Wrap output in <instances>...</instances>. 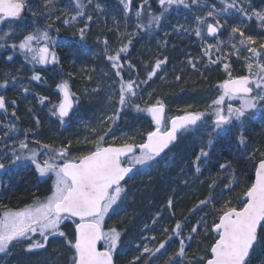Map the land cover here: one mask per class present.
Returning a JSON list of instances; mask_svg holds the SVG:
<instances>
[{
    "label": "trees",
    "instance_id": "trees-1",
    "mask_svg": "<svg viewBox=\"0 0 264 264\" xmlns=\"http://www.w3.org/2000/svg\"><path fill=\"white\" fill-rule=\"evenodd\" d=\"M197 1H204L216 7L221 3V0ZM63 2H67L68 7H65L66 5L60 7L58 5L61 3L60 0H52L51 4L47 5H44L46 4L45 0L28 1L31 8L32 6L39 7L38 16L34 20L38 22L40 31L47 30L49 37L52 38L48 41L49 47L55 51L58 58L56 62L50 63L53 67L49 66V63L46 64L51 72L44 71V75L52 86L57 87L59 74L62 73L69 77V81L75 78H87L90 82L95 73L107 64L112 66L113 74H116L117 69L113 67L108 56L116 54L112 50L122 40H125L126 28L132 31L131 27H134L132 34L127 38V51L120 53L119 63L123 67L120 69L118 78L120 81L121 78L125 81L134 80L137 85L135 88L136 96L131 99V109L128 116L125 117L126 119L118 115L116 128L124 125V129L128 131L126 136H130L127 139L131 143L139 145L143 142L141 135L144 132V119L139 118L142 112L136 111L133 106L139 104L142 108L144 107L141 97H143L142 94L145 90L140 84L141 79L136 73V68L140 58L148 62V59L155 60V56L158 54L159 60L164 61L160 68L164 66L168 73L166 79L156 85L157 88L152 93L151 99L162 101L168 109L175 108L177 113H184L185 110L206 112L203 101L206 99L207 91L210 88H219L222 81L220 76L222 66L220 65L224 54L218 40H215L216 37H209L204 31H202L201 36H197L196 30H188L182 23L177 25L181 21L185 22L184 17L189 16L190 18L191 14L186 10L187 7L183 4L169 6L161 16L158 25L154 22L149 25V13L155 15L161 13L159 0H146V2L145 0H91L95 7L87 18L91 17L97 20V17H103L102 26L96 28L94 20H89L78 23L75 28H72L74 25L65 10L72 8L71 12H76L75 0H62ZM80 3L82 4L81 0ZM125 3L130 5L128 9H125ZM131 10L135 12L133 19L130 16ZM137 11L141 12L140 18L136 15ZM83 12L85 13L87 10H83ZM65 19H68L69 23L66 24ZM20 22L13 23L16 25ZM208 23H215V21ZM138 24L141 26L137 27ZM81 29H84L83 39L80 37ZM161 33L165 35L163 40H166L163 44L164 49L160 45L164 35L158 39ZM147 35H149L148 39L146 38ZM145 39H147V44L144 42L143 50L135 54L136 46ZM34 44L36 41H33ZM95 45L98 46L101 56H106V60L97 58L95 63L86 60L88 58L86 50ZM208 45H213L210 56L205 55V49ZM217 47L219 48L218 51ZM145 50H152L154 54ZM18 52L21 53V51ZM19 53H13L15 56L4 63L5 67L12 69L17 62L16 57L22 54L21 58L24 57V53L21 55ZM70 60L73 63L68 64ZM190 60L192 63L189 62ZM210 61H216V63ZM36 83L39 85L38 92L33 99L25 96L20 100L15 96L13 98L15 115L10 118L9 115L3 114V121L8 124V133L10 130H14L16 124L20 126L23 116L22 110L29 109L30 106L27 104L37 102L36 111L43 113L40 107L42 102L40 98L51 89L47 88L48 84L46 87H42L38 80H34V84ZM70 84L68 83V85ZM41 89L46 91L43 92ZM2 112L0 111L1 114ZM205 120L209 121L207 117ZM129 125H140L142 130L138 132L139 134H135L134 128L129 127ZM71 126L67 125L59 132L58 136L61 141L69 139ZM255 129L258 132L248 131L247 128L242 134H236L231 129L224 130L219 134L211 135V145L208 144L209 134L205 135L198 132L189 136H178L174 146L167 149L163 155L156 157L154 162H149L147 165L135 169L130 178L121 185L124 192L121 194V199L115 204L116 208L109 218L111 223L112 221L115 222V228L119 232L121 230L124 232L121 234L119 244L122 247L121 254L126 256L124 258L115 256L114 263L196 264L195 254L199 252L204 256L199 263L204 264V261L209 257V249L217 236L213 225L218 222V217L222 214L226 202H228V207H243L244 193L253 182L255 165L264 158L262 155L264 154V132L260 128ZM22 130L24 129L21 128L20 132H13V134L23 136ZM46 130L44 133L47 136L48 131ZM241 136L251 149L249 154L244 151ZM104 137L105 144H117L121 141L118 134L117 136L116 134L109 136L108 133ZM73 143L70 147L72 153H74L73 148L84 146L78 138ZM86 146L89 148L83 150V153H77V156L91 150V145ZM201 148L207 151L209 155L202 158L200 171L197 172L192 161ZM221 164H224L225 167L221 168ZM230 181L234 182L230 183ZM28 185L26 186L28 187ZM226 185L228 187H225ZM14 191L16 192L10 193L9 199L19 193H25V189L19 187ZM9 199L7 200L9 203L8 210L20 207L21 204H12ZM169 200L172 201L170 207ZM200 201L207 202L200 204ZM157 213L160 215L157 216ZM178 221L182 225L179 236L172 234V230ZM67 226L66 223L60 231L67 230ZM194 226L198 229L196 232H192ZM53 236L54 247H56L59 234ZM181 240L184 241L185 254L176 256L175 253L180 247ZM161 241L166 243L165 247L158 253L143 252L145 246L149 249H155ZM60 244L61 241L58 242L59 249L55 248L58 253L45 255L40 264H44L45 261L48 264H65V254L62 255L63 246ZM253 249L247 264H264V227L259 229L258 243ZM170 256L173 257L172 260H169ZM24 257L20 258L17 264H34V262L37 264L40 262H36L35 254L24 255ZM136 258H139L138 262Z\"/></svg>",
    "mask_w": 264,
    "mask_h": 264
},
{
    "label": "snow or ice",
    "instance_id": "snow-or-ice-1",
    "mask_svg": "<svg viewBox=\"0 0 264 264\" xmlns=\"http://www.w3.org/2000/svg\"><path fill=\"white\" fill-rule=\"evenodd\" d=\"M52 0H45L46 4H51ZM91 2V0H89ZM146 2V0H145ZM192 4H196L197 0H191ZM225 4L223 12L229 11L230 8L236 7V0L228 3V0H221ZM161 13L155 15L149 13V25L153 22L159 24L161 16L167 11L169 6L174 4H185V0H159ZM26 6V0H0V21L6 18H19ZM129 4L125 3V9L129 8ZM187 7L188 5L185 4ZM76 12L71 16V20H76L82 15L84 5L80 0H75ZM99 8V5H97ZM218 10L209 11L206 16L213 17ZM244 15H248L244 8L239 9ZM137 17H141V12L137 11ZM254 15L262 24H264V11L253 10ZM249 18H251L249 16ZM91 19V17H89ZM200 24H206L207 33L210 36L215 34L223 27L219 20L215 23H208L205 17H197ZM65 23H69L65 19ZM141 25H137L140 27ZM202 29L197 27L196 35L201 36ZM238 33L240 36L239 44L247 47L251 54L248 59L253 60L247 63L248 75L233 77L229 71L228 79H225L220 85L222 89L221 95L214 99L208 106L210 111H188L185 110L183 115L166 118L164 103L157 100L156 103L141 107L139 104L134 105L136 111L147 112L151 115L155 124V130L147 132L146 140L135 145L132 143H124L119 146L103 145L104 136H101L95 143V150L82 154L79 157L67 158V149L61 148L56 151L55 157L45 159L43 163L38 160L36 150H31L27 157L15 156L16 160L27 158L35 165L40 176H46L52 173L55 177L53 182V191L51 195L43 201L36 200L32 205L26 206L20 210L5 211L0 217V252L6 251L13 241H19L22 238L29 237L31 233H39L41 240L47 242L50 235L65 234L60 231V225L65 217H78L79 223L75 224L74 242L69 241L74 249V255L71 258V264H113V251L117 249L121 233L115 228L104 231L102 224L105 215L109 212L120 199L124 189L121 181L127 174L132 172L137 165H146L154 162L169 145L176 141L177 136L184 131H188L198 123L203 122L207 115H211L212 132L223 130L233 124V121L243 123L242 118L249 110L256 109L259 104H264V43L259 48L253 46L256 38L251 35L246 36L244 31L238 26H233L231 34ZM9 35L4 32L0 35V40H4ZM81 39L84 38V29L80 30ZM52 38L49 37L47 30H37L23 36L18 44H13V48H19L26 58L30 57V62L34 61L39 64L56 62L58 60L55 51L51 50L48 44ZM36 41V46H33ZM43 41V43H41ZM105 43H107L105 41ZM223 43L218 41V44ZM3 46V45H0ZM213 45H208L205 49V55L210 56V50ZM128 45H123L114 55H109L108 59L112 61L113 67L117 69L116 75L120 76V69L123 67L120 61V53L126 52ZM236 49V45H233ZM219 48L217 47V51ZM259 58V59H258ZM11 59V58H10ZM192 63V61H189ZM216 63V61H210ZM164 61L157 60L152 71L148 73L151 77L156 74L158 68ZM194 66V65H193ZM225 70L229 69V65H224ZM15 79V77H13ZM33 80H39V73H34ZM179 79V77H177ZM147 81H143L146 83ZM4 81L3 87L7 85ZM136 82L134 80L125 81L121 78L119 105L127 107L131 105L132 97L136 96ZM254 86V87H253ZM63 94V99L53 110V114H59L63 119L69 114L72 107V94L68 90V82L64 81L57 85ZM28 91L27 88L24 89ZM43 102L44 97L40 98ZM226 100L229 101L226 103ZM238 100L239 106H234L230 101ZM15 103V101H13ZM5 108V98L0 96V109ZM120 108L116 109L109 119H117ZM15 115V113H13ZM169 119L170 126L165 125V120ZM241 142H244L241 136ZM208 144H212L211 135ZM28 146L23 141L20 142V148L26 149ZM42 147L47 148V145ZM139 148V155H136L134 148ZM15 154V153H14ZM209 153L201 148L200 152L192 161L196 171H200V161L202 158L208 157ZM264 155V154H262ZM63 157L61 164H56L55 159ZM125 162L127 166H125ZM5 165L0 163V169ZM221 168L225 165L221 164ZM234 181H230L233 183ZM225 187H228L226 185ZM247 202L243 207H228L225 204L222 214L219 215V222L213 225L214 231L218 238L211 246V258L207 259L206 264H247V258L251 250L258 241V225L264 227V158H262L256 166L255 180L244 193ZM207 201H200L204 204ZM172 201L169 200V207ZM198 207V206H197ZM157 216L160 214L157 213ZM147 227V226H146ZM181 223L178 221L172 230V234L181 235ZM198 229L194 226L192 232ZM167 231V229H165ZM105 241L104 250L97 248V242ZM165 241H161L155 249H149L147 246L143 249L144 253H158L165 247ZM45 244L35 241L29 244L31 248H42ZM185 254L184 241H180V247L175 253L176 256ZM137 262L139 258H136ZM173 257H169L172 260Z\"/></svg>",
    "mask_w": 264,
    "mask_h": 264
},
{
    "label": "rangeland",
    "instance_id": "rangeland-1",
    "mask_svg": "<svg viewBox=\"0 0 264 264\" xmlns=\"http://www.w3.org/2000/svg\"><path fill=\"white\" fill-rule=\"evenodd\" d=\"M28 1L29 0H26L25 6L26 15L20 20V23L15 25L13 22L6 23L0 21V35H3L4 32L9 33V35L5 37L4 40H0V45H3L0 46V85H3L4 81L8 82L7 85L0 87V96H3L6 101V107L4 109V112H2V114L0 113V163L5 165L4 168L0 169V217H2L5 211H8V197L11 196V192H16L14 190H16L18 187L21 189H25V193H19L9 199L10 203L12 204H21L18 209H14L13 211L24 209L26 206L32 205L36 200L43 201L46 197L51 195L53 191V182L55 177L52 173H48L46 174V176L42 177L39 175L35 165L30 159L22 158L20 160H16L15 163H13V161L15 160V156L27 157L30 155L31 150H36L38 160L41 163H43L45 159H49V162L51 163L53 162L51 158L55 157L56 151L61 148H65L67 149V158L71 159L73 157H79L80 155L77 156V153H83V150L88 149L89 146L86 145H91V150H89L88 152L94 151L96 141L101 136H105V134L108 133L109 136L115 134L117 136L118 134V136H120L121 138V141H119L117 144H105L103 140L104 146H117L122 145L124 143H131L127 139L130 136H126L128 131L124 129V125H120L116 128V123L118 119H109L114 114H116L117 108H120L119 115L123 116L124 118L128 116V113L131 109L130 105L127 107H121L119 105L120 80L115 73L113 74V68L109 64L103 66L102 69H99L100 71H97L95 73V76L91 79L92 81L90 82H88L87 78H75L74 80L69 81V77L65 76L63 73L59 74L58 85L64 81L71 83L70 85H68V90L72 94L74 107L73 112L68 119H61L58 113L55 115L53 114V110L56 108V106H58L61 99L60 89L58 87H55L54 85L52 86L48 78L44 75V71L46 70H48V73L51 72L48 66L46 65L48 63L39 64L34 61L30 62V57L26 58L25 54L24 57L21 58L23 54L21 55L22 52H18L21 50L18 47H12L13 44H18L24 35L30 32H36L37 30H40L38 27V22H35L34 20L35 17L38 16L39 7L36 8L35 6H32L31 8L29 6ZM81 1L84 5L83 10H87V12L84 13L82 10L81 16H78L76 20H71L72 24L74 25L72 26V28H75L76 24L78 25V23L87 22L89 20H94L96 28L101 27V22L104 20L103 17H97V20L93 18H87L92 9L95 7L94 4L89 2V0ZM60 2L61 3L58 4L60 7H63L67 4V2H63V4L62 0H60ZM231 2L232 0H228V3ZM185 4L188 5L186 10L191 14V16L190 18L189 16L184 17L185 22L181 21L177 25H180L182 23L183 26H186V28L188 30L190 29L191 31L196 30L197 27H200L202 31L206 33L207 36L209 35L206 30V24H200L196 19L197 17H205L207 22L219 20L220 24L223 25V27L215 34L216 36H211L212 38L216 37L217 39L215 40L223 42L219 44L222 47V52L224 54L222 58V64L220 65L222 66V71L220 73V76L222 78L221 83L225 79H228L229 71L231 72L233 77L248 75V69L246 65L247 63H252L254 61L248 59L251 54L248 52L247 47L241 46L239 44V34H231V29L233 26L240 27L241 30L244 31L246 36L251 35L256 38V43L253 46L259 48V45L261 43H264V24H262L254 15H252V12L253 10L264 11V0H236V7L230 8L227 12L222 11L225 7L224 3H220L216 7L215 5H211L204 1H197L196 4H192L191 0H185ZM185 4L183 5L185 6ZM65 7H68V5H66ZM241 7L244 8L245 11L248 13L247 16L239 11ZM213 9L218 11L214 14L213 17H207L206 14ZM71 10L72 8L65 10L67 11V14L70 19L72 15H75V12H71ZM130 16L132 19L135 18V12L131 10ZM249 16L251 18H249ZM131 28L133 31L134 27ZM132 31H129L126 28L124 33L125 40H122L112 50L114 51V53H117L118 49H120L123 45L126 44V42L128 41L127 38L132 34ZM163 35L164 34L161 33L160 38H157L161 39ZM148 36L149 35H147L146 38ZM164 38L165 35L161 39L162 44L160 45L162 46V48L165 47L163 45L166 41L163 40ZM147 39H145V41L141 40L140 44L136 46L135 54L143 50L144 42L147 44ZM234 44L236 45V49H233ZM33 46L35 47L36 44H34ZM152 50L145 51L154 54ZM13 53H19V55L21 56L16 57L17 62L14 64L13 68L10 69L9 67H5L4 63H7L8 60L13 59L12 57L15 56V54ZM86 53L88 56L86 60L91 61L92 63H95L97 58L106 60L105 55L101 56L97 45L89 47L86 50ZM156 60H159V54L155 56V60L148 59V62H145L143 58H140L139 64L136 68V73L141 79L140 84L145 90L142 94L143 97H141L142 104L144 107L156 103V100L151 99L152 93L156 90V85L160 81L165 80L167 77L168 71L164 66L158 68L156 74H154L153 76H148V73L152 71V68L156 63ZM72 61L70 60L68 64L73 63ZM154 61L155 63H153ZM225 64L229 65V69L227 71L224 67ZM48 65L53 67L50 63ZM34 73H39L40 79L38 81L42 87H46L48 84L47 88L51 89L49 91L51 94H48L49 92H47L46 95L42 96L46 98L43 100V102L40 103V107L43 113L36 111L37 102L27 104L30 106L29 109L25 108L24 110H22L23 116L20 122V126L16 124L14 130H10L8 133V124L3 121V114L9 115L10 118L14 116L13 113L15 107L13 103V98L15 96H17L20 100H22V98H24L25 96L31 99L34 98L36 92H38L39 86L37 83L34 84V80L32 79ZM13 77H15V79H13ZM143 81L147 82L143 83ZM25 88H27L28 91H25ZM41 91L45 92L46 90L41 89ZM207 92L208 93L206 95V99H204L203 101V104L205 105L204 107H206L205 111H210L208 109V106L214 99L221 95L222 90L220 89V87L217 89L210 88ZM227 102L229 101L226 100V103ZM230 102L233 103L234 106H239L238 100H233ZM183 114L184 113L181 112L177 113L175 108L168 109V107L165 106L166 118H171L173 116ZM139 118L144 119V132L141 135V138L144 140L147 137V132L155 130V125H153L152 118L147 112H142L139 115ZM207 118L209 119V121L204 120L203 122L198 123L197 126H193L188 131L182 132L179 137L185 135H193L198 132L204 133L205 135H215L219 134L224 130L229 129L234 130L236 134H242V132L247 128L248 131L252 132H258L255 128H260L262 132H264V104H259L256 109L249 110L245 117L242 118V124L241 122L233 121V124L231 126L223 130H218L217 132H212L213 117L211 115H207ZM164 123L166 126H169V119H166ZM67 125H72V130L69 134V139L71 138L72 140L68 141L69 139H66L61 141V139H59L58 134L60 131H62V128ZM129 127L134 128L135 134H139L138 132L142 130L140 125H129ZM21 128L24 129L22 130L23 136L21 134H13V132H20ZM44 129H47L46 131H48L47 136L46 133H44ZM76 138H78L80 140V143H83L82 146H84L73 148L74 153H72L70 147L72 146V144H74L73 141ZM21 141L27 144L28 147L26 149L20 148ZM243 143L244 151L249 154V151L251 149L248 146V143H245V141ZM43 145H47L48 147H42ZM88 152H85L84 154H87ZM136 155H139V152L136 153ZM54 162L56 164H61L63 162V157L55 159ZM125 166H127L126 162ZM142 166L144 165H137L135 169L141 168ZM26 185H28V187ZM25 199L27 200L25 202H22ZM115 208L116 205H113L104 217L102 224L104 231L105 227L106 231H108L109 229L116 226L115 222L112 221L111 223V221H109V218H111V213L114 212ZM66 223L68 224V229L61 230L65 235L58 236L59 238L56 240V247H54L55 242L53 241V235L49 236L47 242H43L38 232L31 233L29 237L22 238L19 241H13L6 251L0 252V264H17L19 259L23 258L24 255L28 256L31 254L36 255V262L40 261L39 263H37L40 264L43 261H41V259H44L45 255L51 253H53L54 255L58 253V250H55V248L59 249V241H61L60 246H63L62 255L65 254V264H71V258L74 255V249L71 247L69 241L74 242L76 221L74 222L71 218L65 217L61 222L60 229L64 228ZM122 232L123 231L121 230L120 233L122 234ZM33 240L40 241L44 243L45 246L42 248L29 249V244H31ZM102 244V247L104 249L106 246L104 240H102ZM121 249V245L118 244L117 249L113 251V263L114 258H124L126 256L121 254ZM195 256L196 259L194 260L196 261V264H200L199 262L204 258L203 254L196 252ZM34 264L36 263L34 262ZM44 264H48V262L45 261Z\"/></svg>",
    "mask_w": 264,
    "mask_h": 264
},
{
    "label": "water",
    "instance_id": "water-1",
    "mask_svg": "<svg viewBox=\"0 0 264 264\" xmlns=\"http://www.w3.org/2000/svg\"><path fill=\"white\" fill-rule=\"evenodd\" d=\"M25 8L23 9V11H22V15L19 17V18H6L5 20H2V21H4V22H9L10 23V21L12 22V21H19V20H21V18L23 17V15H24V13H25ZM222 90V89H221ZM60 99L62 100L63 99V94L61 93V91H60ZM72 100H73V98H72ZM5 106H6V101H5ZM73 106H74V101H73V104H72V107L69 109V114L67 115V116H65L63 119H68L70 116H71V113L73 112ZM5 108H3V109H0V111H2V110H4ZM150 117H151V115H150ZM153 122V121H152ZM153 125H155L154 124V122H153ZM170 126V125H169ZM182 133V132H181ZM180 133V134H181ZM178 137V136H177ZM146 140V139H145ZM177 140L178 139H176V141L175 142H173L172 144H170L169 145V148H171V147H173L174 146V144L177 142ZM106 146H108V145H106ZM117 146H119V145H117ZM168 149V148H167ZM167 149H165V151L167 150ZM136 151H139V148L138 147H136V148H134V152H135V154H136ZM164 151V152H165ZM163 152V153H164ZM163 153H161V155L163 154ZM259 163V161L256 163V166H257V164ZM256 166H255V168H254V170L256 171ZM135 169V168H134ZM134 171V170H133ZM132 171V172H133ZM255 171H254V174H253V179H252V181L254 182V180H255ZM131 173V172H130ZM130 173L129 174H127L126 176H125V178L121 181V184H123L124 182H126L129 178H130ZM252 182V183H253ZM244 203H246L247 202V199H246V197H244ZM71 219H73V220H76L77 222L76 223H79V218L78 217H70ZM218 222H219V220H218ZM217 222V223H218ZM261 228V226H259L258 225V231H259V229ZM217 238H218V235H217ZM216 238V239H217ZM215 239V240H216ZM258 242V241H257ZM102 240H100V241H98L97 242V248L99 249V250H104L103 249V247H102ZM215 243V242H214ZM213 243V244H214ZM212 244V245H213ZM257 244V243H256ZM255 244V245H256ZM253 251V249L251 250V252ZM251 252H250V254H251ZM249 257H250V255H249ZM249 257L247 258V263L249 262L248 260H249ZM209 258H211V247H210V249H209V257H208V259ZM206 261H207V259H206ZM206 261H204V264H206ZM114 264V263H113Z\"/></svg>",
    "mask_w": 264,
    "mask_h": 264
},
{
    "label": "bare ground",
    "instance_id": "bare-ground-1",
    "mask_svg": "<svg viewBox=\"0 0 264 264\" xmlns=\"http://www.w3.org/2000/svg\"><path fill=\"white\" fill-rule=\"evenodd\" d=\"M77 133H78V132H77ZM146 138H147V137H146ZM146 138H145V139H146ZM145 139H144V140L142 139V140H143V142L145 141ZM71 140H72V139H70V140H68V141H71ZM143 142H142V143H143Z\"/></svg>",
    "mask_w": 264,
    "mask_h": 264
}]
</instances>
